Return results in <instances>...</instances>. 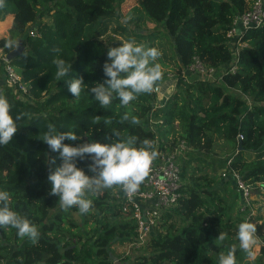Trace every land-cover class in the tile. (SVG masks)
<instances>
[{"label": "trees", "instance_id": "1", "mask_svg": "<svg viewBox=\"0 0 264 264\" xmlns=\"http://www.w3.org/2000/svg\"><path fill=\"white\" fill-rule=\"evenodd\" d=\"M122 2L6 0L0 9V22L12 19L8 35L0 38V54L9 52L4 48L7 40L22 43L23 50L9 64L26 86L25 95L15 92L0 76V92L11 105L10 114L14 119L26 114L16 121L13 140L0 145V191L9 193L11 210L40 234L33 244L27 237L19 238L14 228H0V264H129L126 256L111 251L118 241L128 244L135 236L133 221L121 213L117 186L99 195L86 193L93 207L80 213V222L73 216L78 208L62 210L59 198L49 195L47 177L61 163L57 158L55 165L49 164V157L58 153L40 140L49 124L57 132L75 129L81 138L64 141L72 146L109 143L105 134L111 136L114 129L121 137L153 141L157 152H170L181 141L189 155L211 153L216 139L229 144L233 151L219 165L225 174L220 179L236 188L231 176L236 173L250 185L256 196L250 208L242 211L239 204V213L233 216L231 206L206 176L198 177L194 186L181 185L180 199L162 214L133 264H219V254H227L233 244L237 264H252L239 249L236 232L241 222L255 224L259 253L264 255V203L259 200L264 193V25L241 36L236 61L232 58L236 41L226 33L253 0H135L131 27L119 23ZM129 39L157 48L171 64L174 75L167 96L166 71L150 94L139 95L128 108L121 107L118 99L101 108L87 89L76 100L67 80L57 81L53 48L59 47L60 58L71 63V73L64 79L82 77L90 88L107 79L102 66L108 47ZM193 58L212 69L213 76L190 75L187 68ZM126 111L141 123L122 121ZM94 116H101L99 124H92ZM105 119L111 123L105 124ZM88 163L76 161L91 175ZM184 164V160L179 164L181 178L186 174ZM254 204L258 212L253 214ZM220 232L226 234L225 241L213 243Z\"/></svg>", "mask_w": 264, "mask_h": 264}, {"label": "clouds", "instance_id": "2", "mask_svg": "<svg viewBox=\"0 0 264 264\" xmlns=\"http://www.w3.org/2000/svg\"><path fill=\"white\" fill-rule=\"evenodd\" d=\"M6 7V0H0V9ZM131 20L130 16L123 18L124 23ZM107 44V43H106ZM19 41L9 39L4 48L9 52L18 48ZM56 56L52 60L55 65L57 81L67 80L68 90L78 100L81 93L94 94V99L101 108H108L114 100H119L120 106L128 108L132 101L141 94H150L162 79V68L156 63L162 53L155 47H146L137 43L135 39L123 41L119 46L108 47L107 61L103 64V74L107 79L103 83H93L92 87L83 83V78L68 77L71 73V63L61 59L59 47L52 50ZM11 105L6 96L0 92V145H7L13 140L18 131L16 121L25 113L18 114L15 119L10 114ZM122 121H130L133 125L141 122L135 115L125 112ZM101 116H94L92 124H99ZM105 124L111 123L105 119ZM81 137L75 129L67 132H57L54 125L49 124L48 130L42 134L40 140L47 144L49 150L58 153V157H49V164L55 165L58 158L61 163L50 171L47 179L51 184L49 195L59 198L62 210L76 207L81 214H87L93 207L86 193L102 194L106 189L119 186L126 195H134L140 185L149 176L151 165L157 158L153 141L145 138L142 141L137 136L121 137L117 130L111 136L105 134L109 143L88 142L77 146L64 143L65 140L76 141ZM141 146L137 147V143ZM90 160L87 164L91 175L78 168L76 161ZM10 195L0 191V228H14L21 239L27 237L33 244L38 242L39 231L28 219L21 217L10 208ZM256 225L250 222H241L237 226L236 239L240 250L247 254L249 260L255 259L254 246L257 243ZM226 234L220 232L213 243L225 241ZM237 245L229 247L227 254H219V264H237Z\"/></svg>", "mask_w": 264, "mask_h": 264}, {"label": "built area", "instance_id": "3", "mask_svg": "<svg viewBox=\"0 0 264 264\" xmlns=\"http://www.w3.org/2000/svg\"><path fill=\"white\" fill-rule=\"evenodd\" d=\"M263 25L264 0H253L250 8L233 20L231 28L226 33V38L236 41L237 44L232 50L233 61L237 60L238 48L243 46L239 43L241 36L246 31L260 28ZM187 71L192 76L210 77L213 74V70L204 68L197 58H193V62L188 66ZM0 76L3 77L7 87L23 95L26 94V86L21 82L20 77L5 59V56L1 54ZM154 92L158 93L159 89L155 88ZM238 139H241L240 135H238ZM185 151V143L181 141L170 152H158L157 158L151 165L149 176L134 195L128 196L118 187L116 198L120 203L121 213L128 215L133 221L135 231L134 238L126 244V255L145 246L149 235L160 222L162 214L172 208L180 199L179 162L183 159ZM221 176H225L224 172H221ZM231 176L241 196L242 211L250 208L251 186L246 185L238 174L232 173ZM261 187L264 188V184ZM251 212L253 213V211Z\"/></svg>", "mask_w": 264, "mask_h": 264}, {"label": "rangeland", "instance_id": "4", "mask_svg": "<svg viewBox=\"0 0 264 264\" xmlns=\"http://www.w3.org/2000/svg\"><path fill=\"white\" fill-rule=\"evenodd\" d=\"M135 6V0H123L122 4L120 5V12L122 14L119 23L131 27V24L124 23L123 18L126 16L132 15V10ZM12 19L10 17H7L3 21L0 22V38L6 37L8 35V29L11 27ZM149 28H153L152 24L147 25ZM111 35H114V38L121 39L120 36L112 33L109 31ZM106 41V40H104ZM156 42V41H155ZM154 42V43H155ZM156 63H159L160 65L164 63L165 67H162V71H166V81L163 82L165 89L164 93L170 92L172 90L170 86V81L174 75V71L172 70L171 64L164 61V58L160 56L158 61ZM213 75L210 76V78ZM203 78V77H202ZM216 83H218L216 81ZM161 96V94L159 93ZM156 130V128H154ZM232 148L229 144L224 142L221 139H216L215 145L213 147V150L209 154H196L191 153V155L184 153L183 159L181 162H179L180 166L182 164V161L184 160V168L186 170V174L184 177L181 178V185L184 186L185 184L193 185V183L199 182L198 177L206 176L214 181V184L212 187L217 188V191L220 196H222L226 203L231 206V214L234 216L237 213H239L240 205L242 203L240 193L238 190L233 187L229 183H224L220 179V172L221 168L219 165L223 163L225 160H227L231 154H232ZM194 186V185H193ZM256 200V196L254 195V192L251 191L250 200ZM259 200L264 203V193H262L259 197ZM242 210V208H241ZM258 212V206L257 204H254L253 206V214ZM80 212L74 213V220L76 222H80ZM177 218H174L176 221ZM177 226H180L179 222L175 223ZM261 240V239H260ZM259 247L260 242L257 241L256 245L253 248V251L255 252V259L252 260V264H254V261H258V264H264V255H261L259 253ZM126 243L123 242H117L114 247L111 248V251H113L118 256H126L127 263L133 264L134 258L139 256L143 253L144 249H140L138 251L130 252L126 255ZM128 256V257H127ZM135 264V263H134Z\"/></svg>", "mask_w": 264, "mask_h": 264}, {"label": "water", "instance_id": "5", "mask_svg": "<svg viewBox=\"0 0 264 264\" xmlns=\"http://www.w3.org/2000/svg\"><path fill=\"white\" fill-rule=\"evenodd\" d=\"M23 50V46H22V43L19 41V45H18V48L16 50H13L11 52H8L6 55H5V59L10 62L13 58H15L16 56H18L21 51Z\"/></svg>", "mask_w": 264, "mask_h": 264}, {"label": "crops", "instance_id": "6", "mask_svg": "<svg viewBox=\"0 0 264 264\" xmlns=\"http://www.w3.org/2000/svg\"><path fill=\"white\" fill-rule=\"evenodd\" d=\"M168 93H169V92H167L166 95H165V94H164V95L167 96ZM118 187H119V186H117V189H116L117 191H118Z\"/></svg>", "mask_w": 264, "mask_h": 264}]
</instances>
